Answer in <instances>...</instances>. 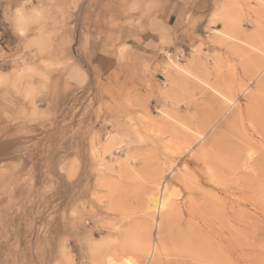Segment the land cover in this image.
<instances>
[{
  "label": "rangeland",
  "instance_id": "rangeland-1",
  "mask_svg": "<svg viewBox=\"0 0 264 264\" xmlns=\"http://www.w3.org/2000/svg\"><path fill=\"white\" fill-rule=\"evenodd\" d=\"M174 2L5 16L0 264H264V0H199L172 38Z\"/></svg>",
  "mask_w": 264,
  "mask_h": 264
},
{
  "label": "crops",
  "instance_id": "crops-1",
  "mask_svg": "<svg viewBox=\"0 0 264 264\" xmlns=\"http://www.w3.org/2000/svg\"><path fill=\"white\" fill-rule=\"evenodd\" d=\"M29 1V0H27ZM43 2L45 5L54 2V0H30L32 4L34 2ZM186 1H190L189 5L186 3ZM198 1L199 0H175L174 4L171 7V10L169 12V17L167 20V26L170 29V34L172 35V38L174 37V34H180L182 32V28L186 22V18L189 15L193 14V10L198 8ZM26 0H0V34L3 35L4 24V18L9 13H13L15 9L19 8L22 4H24ZM190 12V13H189ZM0 36V39H1ZM123 38L126 40V46L129 47L130 53H131V59L129 66L131 68H136L138 72H141V74H150L152 72V65L154 63L155 56H153L151 53H142L139 50L135 51L138 46H136L133 40V36H126ZM95 42V45H93L92 51L94 57L97 59L96 62L98 65L105 66L108 68V70L111 68V65H114L115 62L111 60L109 56H102L103 54V47L100 45L98 40H93ZM97 42V43H96ZM90 45V44H89ZM105 57V58H104ZM142 61V62H139ZM107 70V69H106Z\"/></svg>",
  "mask_w": 264,
  "mask_h": 264
},
{
  "label": "bare ground",
  "instance_id": "bare-ground-1",
  "mask_svg": "<svg viewBox=\"0 0 264 264\" xmlns=\"http://www.w3.org/2000/svg\"><path fill=\"white\" fill-rule=\"evenodd\" d=\"M226 36V35H225ZM186 73V72H185ZM188 74V73H187ZM165 190V189H164ZM164 193V192H163ZM168 193V192H167ZM169 196V195H168ZM170 197V196H169ZM165 200L164 198H161V197H154L153 200H152V203H153V208L154 210L155 209H162L164 207V204H165ZM166 220V219H165ZM150 247V246H149ZM153 249V248H152ZM151 255V253H150ZM152 257V256H151ZM119 264H133V262L129 259H125L122 263H119Z\"/></svg>",
  "mask_w": 264,
  "mask_h": 264
}]
</instances>
